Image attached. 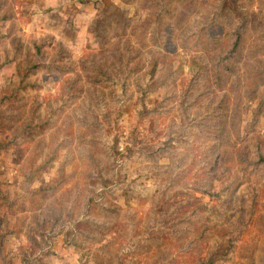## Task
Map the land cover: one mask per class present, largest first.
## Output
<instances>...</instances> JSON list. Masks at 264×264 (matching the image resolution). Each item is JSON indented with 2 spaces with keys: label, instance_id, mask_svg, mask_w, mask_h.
Wrapping results in <instances>:
<instances>
[{
  "label": "rangeland",
  "instance_id": "obj_1",
  "mask_svg": "<svg viewBox=\"0 0 264 264\" xmlns=\"http://www.w3.org/2000/svg\"><path fill=\"white\" fill-rule=\"evenodd\" d=\"M110 1L0 0V264H264V0L228 70L217 0Z\"/></svg>",
  "mask_w": 264,
  "mask_h": 264
},
{
  "label": "trees",
  "instance_id": "obj_2",
  "mask_svg": "<svg viewBox=\"0 0 264 264\" xmlns=\"http://www.w3.org/2000/svg\"><path fill=\"white\" fill-rule=\"evenodd\" d=\"M103 14L115 13L121 17L118 9L111 3L110 0H102ZM216 19L212 22L210 28L222 32L224 35L228 34L232 40L228 43L225 52L219 56L218 62L222 61L223 68L228 70L225 63L231 59L233 54L236 53L242 42V31L247 23V16L244 9V2L242 0H217ZM39 49V47L37 46ZM36 48V49H37ZM44 49V47L42 48ZM223 50V48H222ZM43 51V50H42ZM36 66L34 65L33 68ZM264 71V68L262 69ZM216 72L220 73L219 70ZM222 258L221 254H216V251L209 253L206 258L200 260L197 264H213L216 260Z\"/></svg>",
  "mask_w": 264,
  "mask_h": 264
}]
</instances>
